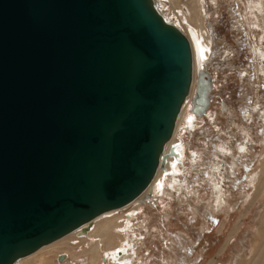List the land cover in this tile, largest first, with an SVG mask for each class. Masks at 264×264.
<instances>
[{
	"label": "water",
	"instance_id": "1",
	"mask_svg": "<svg viewBox=\"0 0 264 264\" xmlns=\"http://www.w3.org/2000/svg\"><path fill=\"white\" fill-rule=\"evenodd\" d=\"M192 79L153 0H0V264L138 199ZM211 87L199 73L195 115Z\"/></svg>",
	"mask_w": 264,
	"mask_h": 264
},
{
	"label": "rangeland",
	"instance_id": "2",
	"mask_svg": "<svg viewBox=\"0 0 264 264\" xmlns=\"http://www.w3.org/2000/svg\"><path fill=\"white\" fill-rule=\"evenodd\" d=\"M192 1L157 4L165 20L183 33L198 26L209 40L200 69L212 78L209 107L201 117L190 111L196 71L171 138L181 153L167 152L168 157L171 151L179 154L176 182L148 196L132 218L125 217L129 212L119 214L117 224L123 227L117 237L108 235L100 243L95 260L82 254L98 243L73 233L16 264H108L102 252L122 239L136 264H248L259 254L264 192H256L253 178L264 160V0H259L261 12L252 9V0H200L199 24L189 20ZM160 173V180L171 177L161 167ZM219 173L224 178L217 203L211 181Z\"/></svg>",
	"mask_w": 264,
	"mask_h": 264
},
{
	"label": "bare ground",
	"instance_id": "3",
	"mask_svg": "<svg viewBox=\"0 0 264 264\" xmlns=\"http://www.w3.org/2000/svg\"><path fill=\"white\" fill-rule=\"evenodd\" d=\"M159 2H160V0H153L155 8L157 9L158 12H159V8H158L157 4H159ZM252 6H253L252 9H256L257 12L262 11V6H261V3L259 2V0H256V1L252 0ZM201 8L202 7H201L200 0H197V2L195 0L191 2L192 11H191V16L189 17V20L191 22H193V24H197V23L199 24V20H201L200 17H201V13H202ZM160 15L164 18V16L162 14H160ZM164 20H165V18H164ZM165 21L169 24L174 25L183 33V31L176 24H173L167 20H165ZM262 29L264 30V26L262 27ZM185 32H187V33H183V34L188 38V40L190 42V46H191V52H192V57H193V73L195 74V72L198 71L196 73V83H195V88H196L197 77H198L199 73H205V75L207 76V79H210V81L212 80V78L210 77L208 72H206V70H200L201 64L204 62V59L207 57V53L209 51V40L206 39V37H204L201 34L202 29L198 26L195 29L189 28ZM263 35H264V33H263ZM258 56L260 57L259 54H258ZM261 56H262L261 58L263 60L264 55H261ZM192 81H193V79H192ZM211 84H212V81H211ZM211 89H212V87H211ZM211 89H209V92H208L209 94L211 92ZM194 91H195V89H194ZM188 97H189V95H188ZM192 97H191V99H192ZM187 98H186V100H187ZM209 99H210V96H209ZM186 100H185V102H186ZM185 102H184V104H185ZM184 104L181 108V111H180L178 117H177V120L175 123V128H174V131H173L171 138L175 135V129L177 126V122H178L179 116L181 115V113L184 110ZM190 104H191V100H190ZM201 109H202V107H201ZM190 111H191V109H190ZM192 114L196 117H201V115H202L201 114V115L197 116L194 113H192ZM191 119L192 118L190 117L189 120H191ZM171 138L167 142V144L165 145L164 150H163V155H167L165 158V165L166 166L164 165V167H161V168H164V171H166L167 173L170 172L171 177L166 178V176H165L164 178H162L163 180H160L161 179L160 178L161 173H160V167H158L156 174L153 177L151 183L149 184V186L146 188V190L142 193V195L138 199H136L132 203H130V204H128L122 208L114 209L112 211L106 212V213L102 214L101 216L95 218L94 220H92L90 228L87 230L86 233H82L81 230H76V231H73V232L67 234L66 236H64V238H66L69 235L75 233L80 238H85L86 236H87L86 238L91 237L96 243H98L96 250L94 248H92L89 251H85V252L83 251V254H82L83 256H86L88 259L95 260V257L97 256V253L99 252V249H100L99 248V246L101 245L100 243H103V241L105 239H110V237H108V235L114 234L115 237H117V235H116L117 228L123 227L122 224H120L119 226L117 224L119 219H120L118 217L119 214L129 212L128 214L125 215V217L126 218H129V217L132 218L139 211L138 207H139L140 203L142 204L144 201V200H140V199H142L143 197L146 196V198H144L146 200L148 198V196L156 193L157 191H160L163 187H166L167 185L171 187L176 182V180L174 178L175 177L174 174L177 172V170H174V169H175V164L180 162V160H179L180 158H178V156L181 152H180V147L176 145L177 142L173 141V139H171ZM170 149H172V150L175 149L176 152H178L179 154L175 153L174 156L168 157L167 152ZM239 149H240V151H242L244 149V146H242ZM257 173H259V174L256 175L255 179L253 178V182L255 180L257 182L256 192L261 190V193H263L264 192V160L260 163L259 171ZM212 176L214 177V179L211 182H212V188L215 190V202L218 203V201L220 200V194L217 191V189L219 187V184L221 182H223L222 180L224 177L220 173H219L218 177H216L214 174H212ZM157 178H159L158 181H157ZM258 231H259V233H258L256 245L259 246L260 252L258 255H256V257L253 259V261L251 263H248V264H264V227H262L261 229H258ZM64 238L62 237L60 239L62 240ZM60 239H58V240H60ZM124 240L125 239H122L119 242L118 246L113 247V248H108L102 252V253H105V257L108 259V264H136V262H139L137 259H134L135 258L134 252L128 253V249L131 246L128 243V241L125 242ZM56 241H54V242H56ZM54 242H52V243H54ZM123 242H125V243L122 244ZM52 243H50V244H52ZM106 244L109 245L112 243L109 242ZM25 258H22L21 260H23Z\"/></svg>",
	"mask_w": 264,
	"mask_h": 264
},
{
	"label": "flooded vegetation",
	"instance_id": "4",
	"mask_svg": "<svg viewBox=\"0 0 264 264\" xmlns=\"http://www.w3.org/2000/svg\"><path fill=\"white\" fill-rule=\"evenodd\" d=\"M217 264H222V263H217Z\"/></svg>",
	"mask_w": 264,
	"mask_h": 264
}]
</instances>
